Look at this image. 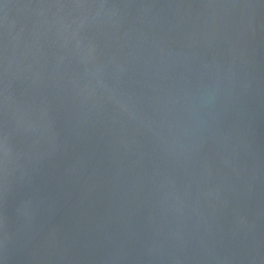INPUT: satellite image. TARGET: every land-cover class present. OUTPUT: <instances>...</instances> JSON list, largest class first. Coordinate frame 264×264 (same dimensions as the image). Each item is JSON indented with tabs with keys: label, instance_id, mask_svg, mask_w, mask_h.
<instances>
[{
	"label": "water",
	"instance_id": "1",
	"mask_svg": "<svg viewBox=\"0 0 264 264\" xmlns=\"http://www.w3.org/2000/svg\"><path fill=\"white\" fill-rule=\"evenodd\" d=\"M0 264H264V0H0Z\"/></svg>",
	"mask_w": 264,
	"mask_h": 264
}]
</instances>
